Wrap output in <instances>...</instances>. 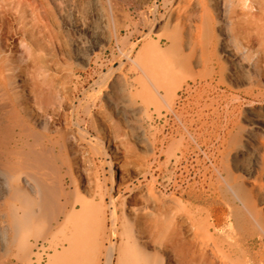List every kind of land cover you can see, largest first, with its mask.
<instances>
[{"label": "rangeland", "instance_id": "rangeland-1", "mask_svg": "<svg viewBox=\"0 0 264 264\" xmlns=\"http://www.w3.org/2000/svg\"><path fill=\"white\" fill-rule=\"evenodd\" d=\"M36 9L51 18L19 63L25 110L1 91L0 204L36 202L43 174L75 208L66 228L34 227L18 247L5 235L0 264H55L64 256L49 245L70 235L85 257L74 264H106L107 253L124 264L123 219L139 222L157 264H264L255 30L239 22L236 50L213 0H36ZM31 135L52 137L70 172L15 167Z\"/></svg>", "mask_w": 264, "mask_h": 264}, {"label": "bare ground", "instance_id": "bare-ground-1", "mask_svg": "<svg viewBox=\"0 0 264 264\" xmlns=\"http://www.w3.org/2000/svg\"><path fill=\"white\" fill-rule=\"evenodd\" d=\"M213 2L217 9L219 8L220 10L221 6L219 21L225 20L229 24L228 32L225 33V29L223 32L227 36L225 40L231 41L236 50L242 51L244 48L242 41L237 38L239 32L237 30L232 32L237 29L239 22L244 23L248 28L254 29L256 40L260 45L263 44L264 0H213ZM236 6H240L241 18H238L239 20L232 16ZM35 9L36 0H0V103L5 100L1 96V91H3L8 93V96L10 95L8 97L9 106L12 108L20 107L22 110H25L27 98L22 94V87L18 83V76L22 70L19 63L23 61L26 54L27 58L32 57L31 47H34L36 43V36H39L42 32L45 33L44 29H47L46 20L50 15L45 10L41 18H39L37 17L38 15L36 16ZM248 36H250V33H248ZM247 49L249 50L248 46ZM252 68L254 77L264 81V60L260 62L259 59H256L252 64ZM28 116L33 118L31 113H28ZM41 124L45 128V119L42 120ZM24 135L26 134L24 133ZM31 137L32 143H27V152L24 153L21 161L17 160L14 162L15 167L45 170L54 176H58L63 169L70 172L66 152L60 149L55 154L52 153V146H49L52 143V137L45 136V139L37 135H31ZM66 140L63 139L62 143L65 144ZM14 143L18 144L16 141ZM32 146H37V149L32 148ZM47 180L48 178H44L43 174L36 177L35 184L38 192V200L36 202L18 199L0 204V212L5 210L7 213L6 219H2L0 215V240L3 241L6 235L10 247L17 246V239L28 235L30 229L34 227L42 228L47 232L46 234H50L53 230L61 227L66 228L64 225L65 221L62 223L61 218H65L67 208L73 211L75 207L67 203L66 196L59 187ZM122 221V226L127 228V236L122 241L124 249L123 263L157 264L144 252L147 242L143 239L144 231L139 228V222L132 219H123ZM70 231L80 234L81 230L72 228ZM73 239L74 237L70 235L69 239L65 240V243L49 245L54 253L60 249L64 256L63 259L55 264L85 262V257L79 251L81 246L78 247V243L74 244ZM111 256V253H107L106 264H112Z\"/></svg>", "mask_w": 264, "mask_h": 264}]
</instances>
